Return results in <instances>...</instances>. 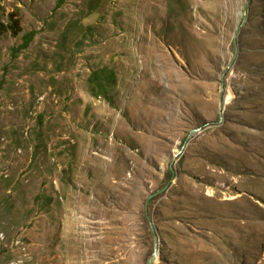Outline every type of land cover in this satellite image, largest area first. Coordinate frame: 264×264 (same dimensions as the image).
Returning <instances> with one entry per match:
<instances>
[{
  "label": "rangeland",
  "instance_id": "obj_1",
  "mask_svg": "<svg viewBox=\"0 0 264 264\" xmlns=\"http://www.w3.org/2000/svg\"><path fill=\"white\" fill-rule=\"evenodd\" d=\"M58 1L0 0V264H264V0Z\"/></svg>",
  "mask_w": 264,
  "mask_h": 264
},
{
  "label": "trees",
  "instance_id": "obj_2",
  "mask_svg": "<svg viewBox=\"0 0 264 264\" xmlns=\"http://www.w3.org/2000/svg\"><path fill=\"white\" fill-rule=\"evenodd\" d=\"M62 1L63 0H59L56 4V8H59L62 5ZM55 8V9H56ZM11 17H14V14L10 15ZM16 22L17 28H18V21H14ZM0 26H2L4 29H7L8 26H6L5 24L0 23ZM35 36V31L31 30L29 32H27L24 35V43L22 45H19L15 51L19 52L22 49H25L28 47V44L30 43V41L32 40V38ZM89 82H90V90L91 93L94 96H103L106 97L107 93L110 92L111 88L116 84L117 82V78H116V73L107 68H100V69H96L94 70L89 77ZM167 174L169 177H171L172 171L171 169H169L167 171ZM167 177V178H169ZM154 197H152V199L150 200V203L153 204L154 203Z\"/></svg>",
  "mask_w": 264,
  "mask_h": 264
},
{
  "label": "water",
  "instance_id": "obj_3",
  "mask_svg": "<svg viewBox=\"0 0 264 264\" xmlns=\"http://www.w3.org/2000/svg\"><path fill=\"white\" fill-rule=\"evenodd\" d=\"M193 131H194V130H193ZM193 131H192V132H193ZM180 153H181V151H180L178 154H176L175 156L177 157ZM171 171H172V179H170V180L165 184V186H164L163 188H161V189L158 190L157 192H155V193L149 195L148 199L152 198L153 196H155V195H157V194H159V193H161V192L166 191V190L171 186V184H172V180H173V178L175 177V170H174L173 167L171 168ZM150 224H151V231H152L153 234H154V242H155V246H154L153 254H152V256H151V258H150V260H149V262H148L147 264H154L155 259H156L157 256H158V248H157L158 235H157V233H156V231H155V228H154L152 222H150Z\"/></svg>",
  "mask_w": 264,
  "mask_h": 264
},
{
  "label": "bare ground",
  "instance_id": "obj_4",
  "mask_svg": "<svg viewBox=\"0 0 264 264\" xmlns=\"http://www.w3.org/2000/svg\"><path fill=\"white\" fill-rule=\"evenodd\" d=\"M158 257V256H157ZM156 260H157V258H156Z\"/></svg>",
  "mask_w": 264,
  "mask_h": 264
}]
</instances>
